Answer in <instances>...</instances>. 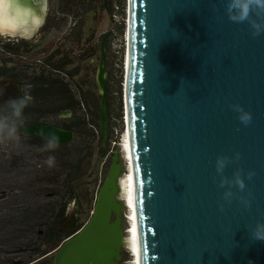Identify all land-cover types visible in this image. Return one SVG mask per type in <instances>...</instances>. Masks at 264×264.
<instances>
[{
	"label": "water",
	"instance_id": "95a60500",
	"mask_svg": "<svg viewBox=\"0 0 264 264\" xmlns=\"http://www.w3.org/2000/svg\"><path fill=\"white\" fill-rule=\"evenodd\" d=\"M33 1L40 15L28 37L48 4ZM126 34V128L89 220L53 264H116L121 243L138 248V264H264V240L252 236L264 224V33L231 21L225 0H128ZM238 108L251 113L247 124ZM26 131L74 137L47 122Z\"/></svg>",
	"mask_w": 264,
	"mask_h": 264
},
{
	"label": "trees",
	"instance_id": "16d2710c",
	"mask_svg": "<svg viewBox=\"0 0 264 264\" xmlns=\"http://www.w3.org/2000/svg\"><path fill=\"white\" fill-rule=\"evenodd\" d=\"M50 1L51 9L41 31L45 34L61 31L63 37L55 46H50L44 56L33 62L28 60V55L40 45L35 41L0 40V77H14L22 91L33 97L24 109L15 134V138L23 141L9 142L18 150L11 149L0 157V264L54 263L57 248L86 224L93 211L99 186L98 177L95 178L98 173L95 172V153L100 159L107 157L104 145L119 141V136L112 134L115 122L111 123L112 133L107 140L103 134L102 95L97 82L77 81L81 67L73 66L74 59L86 61L97 57L99 48L92 42L94 33L86 36L85 28L89 14L99 6L104 8L107 0ZM116 2L124 4V0ZM124 28L123 20L120 34ZM103 39L106 35L100 36V40ZM105 45L111 49V42ZM75 47L79 48L77 54H74ZM120 57L122 64L123 53ZM111 62L108 65V109L111 118H122V69L115 80L112 68L115 60ZM5 104L0 105V116L4 115ZM63 112H68L69 116L57 117ZM44 121L72 129L73 139L49 151L44 148L43 137L23 132L28 125ZM0 139H6L3 131H0ZM49 156L54 161L51 166L45 163ZM107 167L108 163L102 168L103 178L107 177ZM71 204L76 205L77 215L70 226H65L62 222ZM121 254L127 259L128 255Z\"/></svg>",
	"mask_w": 264,
	"mask_h": 264
},
{
	"label": "rangeland",
	"instance_id": "374dc122",
	"mask_svg": "<svg viewBox=\"0 0 264 264\" xmlns=\"http://www.w3.org/2000/svg\"><path fill=\"white\" fill-rule=\"evenodd\" d=\"M119 1V0H117ZM123 1V0H122ZM105 2V0H104ZM107 3L104 5V8L98 7L92 14L90 13L87 19V24H86V36H89L90 33H94L93 37V43L97 44V48H99V53L97 57L89 59V60H81V59H74L75 63L73 66H76V64L81 67V74L79 77H76L77 81L82 82V80H95L98 84V73H99V64H100V57L102 53V48L101 45L104 42V53L106 56V61H105V81L108 82L109 80V70H108V65L112 64V60H115V63L113 64V73H115L116 77L115 80L119 77L121 74V69H122V82H121V94H120V103L122 106V118L119 117H114L111 118L109 109L107 111L108 114V125L105 128V135H106V140L109 138V135L111 132V123L114 125L112 128L113 129V136H119V141L117 143L111 142L110 145L106 143L104 146L107 148V157H104L102 159L99 158V155L95 153L94 156V163L96 170L95 172H98L97 175L95 173V178L98 177V190L97 193L99 192L102 184L104 183L105 178L102 177V168L108 163V173L106 176H108L110 169L113 164V159H114V154L120 144V141L123 137L125 128H126V111H125V74H126V50H127V20H128V0H124V4H118L116 0H107ZM114 9H113V8ZM51 9V1L48 0L47 4V10H46V16ZM124 12V13H122ZM124 20L125 28L123 34H120L119 28L121 27L122 23ZM45 21V20H44ZM44 24V23H43ZM43 26V25H42ZM41 27H39L36 32L30 36L29 40L35 41L36 43H39L40 45L34 49V51L31 52V54L28 55L30 59L29 61L33 62L36 61L37 59L41 58L46 54L47 49L50 48V46H55L57 43H59L60 39L63 37V32L59 31H51L49 33H46L41 31ZM106 35V39L100 40V36ZM10 36H0V40H9ZM16 38V37H13ZM111 42V49L109 50L108 47H106L105 44ZM100 42V44L98 43ZM100 46V47H99ZM124 46V47H123ZM124 48L123 52L122 49ZM78 47H75V53H78ZM123 53V60L122 64H120V56ZM108 55V56H107ZM120 71V72H119ZM99 86V84H98ZM101 93V91H100ZM119 94V93H118ZM69 116V114H67ZM122 125V129H121ZM2 151L0 152V157L2 156L1 154L3 153H8L9 149H11V145L7 144L3 146ZM9 148V149H8ZM8 149V150H7ZM106 161V162H105ZM106 163V164H105ZM97 165L98 168H97ZM101 170V172H100ZM94 178V176H93ZM103 178V179H102ZM102 179V180H101ZM101 180V181H100ZM119 191H122L121 189H118ZM2 193L0 194V196ZM77 215L76 213V205L71 204L68 208L67 211V217L65 221L62 222L63 225L65 226H70L73 219ZM115 221V212L113 209H111V216L109 220V224ZM125 255H128L127 259H124L122 257V253ZM118 255L120 257L119 260L116 261L119 262V264H135V256L133 255V252L131 249H129L128 246H126L124 243L120 244V250L118 252ZM1 263V261H0Z\"/></svg>",
	"mask_w": 264,
	"mask_h": 264
},
{
	"label": "clouds",
	"instance_id": "9594fccd",
	"mask_svg": "<svg viewBox=\"0 0 264 264\" xmlns=\"http://www.w3.org/2000/svg\"><path fill=\"white\" fill-rule=\"evenodd\" d=\"M225 8L228 13V18L236 23L247 22L250 26L253 35H259L264 33V0H225ZM11 11H15L14 8H10ZM253 14L257 17L253 19ZM21 35L24 38H29L23 31V28L17 26L15 28L0 29V36H15ZM0 95H3V89L0 88ZM33 97L29 92L22 91V94L18 97L9 99L6 101L4 115L0 116V131H3L6 139L15 138L17 132L18 123L21 121L24 113V109L32 102ZM240 113L239 119L242 123L247 124L251 120V113L238 108ZM45 143L44 148L46 150H54L60 143L59 138L55 134L44 135ZM45 163L51 166L54 161L51 156L45 161ZM224 161L218 159V170L223 167ZM251 175V173H249ZM235 184L243 190L245 185L243 179L239 175L235 178ZM231 197V192L226 191L224 193L225 200ZM245 206L248 205V200H243ZM252 236L258 240H264V224H258L252 231ZM135 256V255H134Z\"/></svg>",
	"mask_w": 264,
	"mask_h": 264
},
{
	"label": "bare ground",
	"instance_id": "6f19581e",
	"mask_svg": "<svg viewBox=\"0 0 264 264\" xmlns=\"http://www.w3.org/2000/svg\"><path fill=\"white\" fill-rule=\"evenodd\" d=\"M38 6L33 0H0V28L7 29L20 26L24 33L31 34L30 27L38 25L40 15V7L38 8ZM10 8H14L15 11H11ZM129 249L135 255L134 263L138 264V248L129 247Z\"/></svg>",
	"mask_w": 264,
	"mask_h": 264
},
{
	"label": "flooded vegetation",
	"instance_id": "af4514ba",
	"mask_svg": "<svg viewBox=\"0 0 264 264\" xmlns=\"http://www.w3.org/2000/svg\"><path fill=\"white\" fill-rule=\"evenodd\" d=\"M43 25V24H42ZM10 39H14L13 37L10 38ZM0 88L3 89V95H0V105L6 103V101H8L9 99H12V98H15V97H18L19 95H21L22 93V88H21V84L20 82L15 79L14 77H11V76H6V77H0ZM69 114L68 112H63V113H60L57 115V117H60V118H64V117H67ZM53 123V124H57L55 122H51V121H44V122H39V123ZM36 124V123H35ZM30 125H33V124H30ZM28 125L27 127H25L23 129V132L26 133V134H30L28 133L26 130L27 128L30 126ZM59 125V124H57ZM60 126V125H59ZM63 127V126H61ZM32 135V134H30ZM35 136V135H33ZM39 137V136H38ZM42 138V137H41ZM22 139L20 138H13V139H0V152L2 151V148H4L3 146L7 144H9V142H12L13 144H18ZM23 141V140H22ZM11 145V144H10ZM9 149V148H8ZM7 149V150H8ZM11 149L12 150H16L17 147L16 145H14L12 147L11 145ZM9 149V151L11 150ZM18 150V149H17Z\"/></svg>",
	"mask_w": 264,
	"mask_h": 264
}]
</instances>
